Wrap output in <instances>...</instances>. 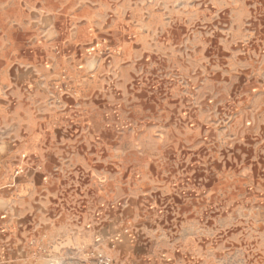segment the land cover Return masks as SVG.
<instances>
[{"label":"rangeland","instance_id":"374dc122","mask_svg":"<svg viewBox=\"0 0 264 264\" xmlns=\"http://www.w3.org/2000/svg\"><path fill=\"white\" fill-rule=\"evenodd\" d=\"M20 177L39 264H264V0H0Z\"/></svg>","mask_w":264,"mask_h":264},{"label":"crops","instance_id":"0c3cea01","mask_svg":"<svg viewBox=\"0 0 264 264\" xmlns=\"http://www.w3.org/2000/svg\"><path fill=\"white\" fill-rule=\"evenodd\" d=\"M28 180L20 177L15 187L5 188L10 198L0 199V264H39L34 255L39 251V239L54 224L56 209L53 203L43 205L39 178L35 186Z\"/></svg>","mask_w":264,"mask_h":264},{"label":"built area","instance_id":"2783aa9c","mask_svg":"<svg viewBox=\"0 0 264 264\" xmlns=\"http://www.w3.org/2000/svg\"><path fill=\"white\" fill-rule=\"evenodd\" d=\"M96 261H97V264H112L110 259L103 257L101 255L97 257Z\"/></svg>","mask_w":264,"mask_h":264}]
</instances>
